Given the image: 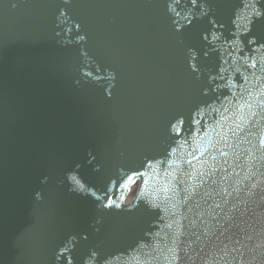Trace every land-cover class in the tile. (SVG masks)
Returning a JSON list of instances; mask_svg holds the SVG:
<instances>
[{"label": "water", "instance_id": "water-1", "mask_svg": "<svg viewBox=\"0 0 264 264\" xmlns=\"http://www.w3.org/2000/svg\"><path fill=\"white\" fill-rule=\"evenodd\" d=\"M257 13L264 0H0V264H168L188 220L185 185L180 195L162 189L212 171L195 191L241 189L244 259L264 264V72L242 58L256 47L247 41L264 42ZM236 69L248 83L226 100ZM198 110L215 130L193 132L205 151L193 169L188 145L167 153L178 119L191 142ZM166 157L171 168L148 167ZM136 172L147 175L127 184ZM197 201L211 211L212 199ZM213 232L202 241L208 259L230 260Z\"/></svg>", "mask_w": 264, "mask_h": 264}, {"label": "snow or ice", "instance_id": "snow-or-ice-1", "mask_svg": "<svg viewBox=\"0 0 264 264\" xmlns=\"http://www.w3.org/2000/svg\"><path fill=\"white\" fill-rule=\"evenodd\" d=\"M175 3L179 4L180 0H175ZM191 3L193 5H196L197 0H191ZM256 15L258 18L264 17V13H257ZM205 39H208V37L206 36ZM247 44L255 45L256 47L249 48L248 55L242 57L244 59V64L251 69H256L257 63H259L261 71L264 72V55H261L259 57V61H257V55H253V53L259 54L264 51V42L253 38L247 41ZM225 62L227 63V61ZM225 71L226 70L221 66L220 72L223 73ZM236 71L239 75V80H228L223 85V88L227 89V93L222 92L221 95L224 96V99L226 100L228 99L229 94L231 96L238 95L236 92L232 91L233 87L244 90V85L248 83V76L244 75V73H241L239 69H236ZM251 75L256 77L258 80L261 79V77H258L255 72H252ZM219 78L224 79V76L221 75ZM240 81H243V83H241ZM217 87L219 88L221 86L217 85ZM261 88L264 89V85H261ZM262 94H264V92H262ZM240 95H242V92ZM221 107H224V105H221ZM208 109H210V112H207V110H198L197 116H199L200 118H193L194 124L188 129V136H191V142L188 138L185 137V122L180 119L177 120L176 124L172 126L174 133L173 143L176 145V147L172 148L171 151L167 153V156L174 155L177 151V148H183L185 145H188L190 148H192V150L187 153V156L190 157V159H186L184 162L190 168H195L193 161H199L201 157L205 155V151H197L199 147V141L194 135H192L193 132L198 134L202 130H204L205 135H207L208 129L211 128V130H215L214 127L208 125L206 122L202 123L203 116L201 115V113H217L223 116V113L219 108L208 105ZM225 111H227V108H225ZM253 115H256V113H253ZM217 123H219V121H217ZM236 128H239V125H237ZM232 131L234 134L236 133V129H232ZM175 137H180V139H175ZM193 144H195L196 147H193ZM261 144L262 146H264V140L261 141ZM220 155L223 156L226 154L223 151H220ZM211 158L213 160L216 159L215 156H212ZM225 163H227V161H225ZM165 164H167L168 167L171 168L173 166V161L168 160L166 157L165 160H157L155 162V166L149 163L148 167L152 168L154 172H158L160 170V167ZM181 171L182 175L187 176L190 179L197 178V174L194 171ZM224 171H227V169H224ZM164 174L165 176L172 175V173L168 172L167 169H164ZM214 174V171L208 173H200V182L195 185H189L187 181L181 179L176 182V185H173L171 182H169L163 187L162 191L165 194H167L169 191H172L175 195H180V191L183 192L182 201L185 206L183 219L188 220V225L186 226L187 231L183 233L185 238L180 239V234H177L176 238L172 241L173 247L168 249L169 253L171 254L170 258H166L168 259V264H187V262L189 261L191 262V264H195V260L190 255V253H195L197 258L200 259L201 264H221L222 260L223 264H237V261H239V264H247V261L244 259V253L242 249L248 248L247 241L251 240V236L247 235L246 230L241 227V224L236 222L237 217L235 216V213L240 212L241 215L239 217V220L242 223L243 216L247 213L246 209L244 211H241L236 203V201L240 199L239 192L241 191V189L234 188L232 191H229V189L227 188H220L219 190H217L216 188H205V191L203 193H198L195 191V189L205 187V185L208 184V180L204 179L205 176L212 177ZM146 175V173L136 172L133 175L127 177V184H134L136 182L137 176ZM143 183L147 185L148 178H145ZM212 183L215 184L216 181L212 180ZM177 185H185V187L180 189V191H177ZM256 187L257 185L255 184L251 185V188L253 189ZM233 192H236L237 195L233 196ZM213 193H215L216 196L221 197L220 201H216L215 199H213ZM262 193H264V190H262ZM197 195L200 196V199L205 200V202H207L208 199L213 200L212 205H210L211 211L205 210V213L196 211L201 207V205L199 201H197L195 204L191 203V201L193 200V197ZM229 197L232 198L231 201L229 200ZM168 198L170 197L166 196V199ZM261 199H264V194H261ZM154 207L159 208L160 206L159 204H156L154 205ZM217 209H219L220 211L217 212ZM188 213H193V216L189 218ZM205 215L209 217L207 221L204 219ZM206 223L210 224V228L205 229L203 227H198L199 224ZM234 228L236 229V231H233ZM213 229L214 239L220 242V246L217 247V251L226 253L227 255L231 256L232 258L230 260L224 259L223 256H217L215 255V253H211V259H208L210 253L206 251L207 245L202 244V241L203 238L208 235V232L212 231ZM233 253H235V255H233Z\"/></svg>", "mask_w": 264, "mask_h": 264}]
</instances>
